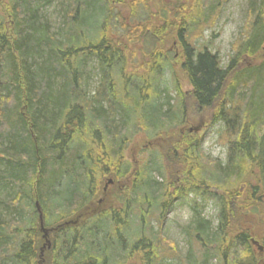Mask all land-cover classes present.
<instances>
[{
  "label": "trees",
  "instance_id": "1",
  "mask_svg": "<svg viewBox=\"0 0 264 264\" xmlns=\"http://www.w3.org/2000/svg\"><path fill=\"white\" fill-rule=\"evenodd\" d=\"M163 1L169 0H61L64 33L63 39H57L49 32L45 17L38 13V7L51 0H6L0 14V264H38L36 203L45 225L58 226L52 264H94L100 257L106 258L100 264H106L109 257L114 260L116 250L123 248L124 252L135 249L143 256L153 255V239L129 236L124 226L131 221L124 207L122 223L116 215L108 218L110 214L79 225L68 223V219L90 202L100 176L107 174L104 165L111 155L104 149L109 147L114 156L119 153L134 113L142 109V122L154 129L172 117L176 119L178 111L175 106L170 108V98L158 99L165 92L160 90L161 71L171 68L172 60L155 44L159 36L174 29L181 68L196 105L216 108L215 118L230 136L226 161H215L210 168H199L196 174L222 195L223 208L212 244L227 246L220 264H264V229L262 244L256 249L248 230L234 227L230 231L227 221V214L233 213L232 205L244 215H261L260 223L264 225V60L240 68L244 58L258 53L264 42V0H249L248 13L253 17L249 33L233 47L227 65L217 53L197 48L190 40V30L206 21L221 0H195L178 28L167 21ZM173 1L176 3L168 7L171 12L186 0ZM122 4L129 17L119 20L116 11ZM156 4L158 10L154 11L162 17L156 20L157 28H150L141 17L143 13L155 17L157 14L151 11ZM131 18L135 23L129 22ZM117 21L121 25L119 34L114 32ZM135 30L140 38L145 37V46L150 45L145 47L148 51L140 50L138 61L143 68L134 70L129 79L137 93L133 100L123 95L114 100L110 75L117 66L119 77L125 71L118 36L123 41L121 48L130 52L125 43L139 39L133 38ZM87 56L96 58L100 74L92 97L84 89L82 76ZM236 100L243 106L229 114L226 105ZM92 134L104 144L90 141ZM79 140L85 142L84 148ZM116 163L126 168L120 159ZM148 166L153 167L152 161ZM136 179L139 184L133 189L135 196L145 198L146 191H151L146 195L147 203L157 205L155 193L160 183L148 168ZM210 198L220 201L219 196ZM200 215L195 213L193 229L187 227L185 231L190 237L199 235L211 243V226ZM135 229V235L139 234V225ZM211 257V252H205L202 260L187 263L210 264Z\"/></svg>",
  "mask_w": 264,
  "mask_h": 264
},
{
  "label": "rangeland",
  "instance_id": "2",
  "mask_svg": "<svg viewBox=\"0 0 264 264\" xmlns=\"http://www.w3.org/2000/svg\"><path fill=\"white\" fill-rule=\"evenodd\" d=\"M147 1L151 2V0ZM193 2L195 0L181 2V5L171 12L168 7L173 6L176 2L173 0L163 1L167 11H164L167 15V21H172L175 25L174 28H178L182 24L183 18L190 14ZM5 4L6 0H0V14L3 13ZM60 4L61 0H51L50 4L38 7V13L44 16L47 21L49 32L57 39H63L61 35L64 33L62 30L64 29V19L60 11ZM157 6L158 4L152 5L153 10L151 12L157 14L155 17L143 13L144 17L142 15L141 19L146 23L145 26L157 28L156 20L158 17H162V13L154 11L158 10ZM118 8L116 12L120 14L119 20L129 17L124 4L118 5ZM248 8L249 0H221V3L206 21L190 30L192 44L197 48H205L217 53L222 63L227 65L233 55V47L236 46L237 42L244 40L249 33V26L253 17L248 13ZM129 22L135 23V20ZM119 26L121 27L117 21V31L114 30V32L118 34L121 32ZM9 29L11 30V27ZM135 32L136 30L132 33ZM138 33L136 32V36L133 38L139 39L133 43L128 41L125 43L128 49L132 50L130 52H124L125 48H121L123 41L121 36H118L120 44L117 47L122 52L119 55H124L122 61L125 71L119 77V67L117 66L110 75L112 83L110 95L113 96L114 100L119 99L122 95L129 100H133L136 96V86L129 79L132 78L131 73L141 71L143 68L142 63L138 61L141 57L140 50L148 51L145 47H150V45L145 46V37L140 38ZM159 37V42L155 43L156 47L158 49L162 47L163 51H167L172 61L171 68L161 71L160 90L165 92L158 99L162 100L164 96H168L170 108L175 106L178 111L175 112L177 117L176 119L172 117L173 120L172 118L168 119V121L163 122L161 128L154 129L152 125L142 122V109L135 111L136 113L132 115L131 125L126 131L125 137L122 138V144L118 149L119 153L114 156L109 147L107 150L104 149L105 153L111 156L107 165H104L103 162L107 174L100 176L98 189L91 195L87 206L70 216L68 220L83 224L85 220L91 222L95 216L102 214H110L107 215L108 218L113 215V212L119 215L123 207L129 211V221L131 222L124 227L128 228L127 232L131 238L133 236L137 238L141 235L148 241L153 239L154 246H151V254L153 255L146 257L135 249L124 252L123 248L116 250L113 261L109 257V264H188L187 262L190 261L202 260L201 257L205 252L212 253L213 257L208 259L210 264H220L219 258L223 259L222 252H225L227 246L224 244L215 246L212 244V240L213 231L219 225L220 209L223 208L222 195L220 191L201 181L202 178L196 177V174L199 168L202 170L210 168L215 161L222 163L226 161L227 143L230 136L223 131V123L216 120V108L202 109L196 105L189 80L181 68V50L178 45L176 30L174 29L172 33L165 32L163 37ZM147 41L152 43L150 39ZM263 60L264 42L258 53L244 58L240 68L259 65ZM82 76H84V89L89 97H92L100 83L96 58L92 56L85 58ZM225 87H227V83ZM125 88L126 91H124ZM104 104L106 103L104 102ZM242 106V102L236 100L233 105H226V109H229L228 113L231 114L232 110L237 111ZM176 109L174 108V110ZM92 135L90 141H94L95 145L104 144L100 142L102 140L96 141L94 134ZM79 145L82 148L86 146L83 140H79ZM94 152L97 151L93 150L92 153ZM118 159L126 165V168L125 166L120 168L117 163L115 164ZM150 161H152L153 167L148 166ZM116 166H119L118 169ZM146 167L151 176L160 183L159 192L155 193L157 205L153 206L147 203L146 197L151 191H146L145 198L137 197L133 192V189H136L137 184H139L136 179L138 174L144 172ZM154 168L156 171H152ZM211 195L219 196L220 201L211 199ZM224 211L226 213L228 209L226 211L225 208ZM230 211L233 213L232 215L227 214L228 230L231 231L234 227L248 230L249 234L252 235L250 239L254 247L257 249L261 246V235L264 229V225L260 223L261 215L258 218L255 215H244L232 205ZM196 212L201 213L200 216L208 221L211 226V243L199 235V238L190 237L185 231L187 227L193 229ZM121 216L124 215L121 214ZM132 220H135L134 223ZM138 225L140 232L135 235V227ZM46 228L49 227L46 226ZM252 232H255L258 237L254 236ZM41 234L44 233L37 232L35 251H38L39 259L40 257L42 259L41 264H46L45 260L49 256V252L50 255L54 256L52 250L49 251L52 239L51 233H45L48 235L44 238L41 237ZM253 241L257 244H254ZM102 262H106V258L100 257L94 264Z\"/></svg>",
  "mask_w": 264,
  "mask_h": 264
},
{
  "label": "flooded vegetation",
  "instance_id": "3",
  "mask_svg": "<svg viewBox=\"0 0 264 264\" xmlns=\"http://www.w3.org/2000/svg\"><path fill=\"white\" fill-rule=\"evenodd\" d=\"M36 209H37V212H38V227H37V232H43L44 234L42 235L41 234V237L42 238H44L45 236H47L48 234H45V233H51V246L49 247V251L50 250H52V254H54V250H55V245H53V240H54V231L57 229L56 227H58L57 225L56 226H48L49 228H46V226H45V223H44V218H43V214H42V211H41V209L38 207V204L36 203ZM82 210V209H81ZM117 213V212H116ZM115 213L113 212V215H114ZM118 214V213H117ZM116 215V214H115ZM114 215V216H115ZM116 216H118V220L120 221V222H123V221H125L124 220V216H121V214H119V215H116ZM81 217V216H80ZM68 223H69V220H68ZM70 223H73L74 225H79V224H81L80 222H78V221H76V223L74 222V221H72L71 222V220H70ZM37 241V240H36ZM41 255V254H40ZM55 256H53V255H50V252H49V256H47V259L45 260V262H47L46 264H52V261H53V258H54ZM36 258H37V263L38 264H41V262H42V259H41V257H40V259H39V253H38V251H36Z\"/></svg>",
  "mask_w": 264,
  "mask_h": 264
},
{
  "label": "bare ground",
  "instance_id": "4",
  "mask_svg": "<svg viewBox=\"0 0 264 264\" xmlns=\"http://www.w3.org/2000/svg\"><path fill=\"white\" fill-rule=\"evenodd\" d=\"M172 81V80H171ZM171 95V94H170ZM185 108V107H184ZM186 110V109H185ZM196 189V188H195ZM155 208H157V207H155ZM148 217V216H147ZM147 219V218H146ZM191 225V224H190ZM148 232V231H147ZM162 234V233H161ZM168 239V238H167ZM170 241H171V239H170ZM198 250V249H197Z\"/></svg>",
  "mask_w": 264,
  "mask_h": 264
},
{
  "label": "water",
  "instance_id": "5",
  "mask_svg": "<svg viewBox=\"0 0 264 264\" xmlns=\"http://www.w3.org/2000/svg\"><path fill=\"white\" fill-rule=\"evenodd\" d=\"M254 242V244H257L255 241H253Z\"/></svg>",
  "mask_w": 264,
  "mask_h": 264
}]
</instances>
